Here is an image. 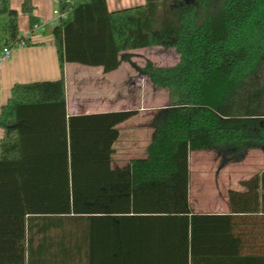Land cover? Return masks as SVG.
<instances>
[{"label":"trees","instance_id":"1","mask_svg":"<svg viewBox=\"0 0 264 264\" xmlns=\"http://www.w3.org/2000/svg\"><path fill=\"white\" fill-rule=\"evenodd\" d=\"M52 33L61 77L15 84L0 111V264H260L242 251L240 221L264 212V171L228 191L227 215L195 213L189 193L191 152L214 151L222 165L264 152V0H145L112 12L107 0H81ZM21 39L19 11L0 0V54ZM152 46L179 55L139 68L169 102L152 115L145 155L114 168L118 125L139 111L69 115L65 65L109 73ZM224 225L232 248L213 257L206 242ZM66 247L76 249L64 260Z\"/></svg>","mask_w":264,"mask_h":264},{"label":"crops","instance_id":"2","mask_svg":"<svg viewBox=\"0 0 264 264\" xmlns=\"http://www.w3.org/2000/svg\"><path fill=\"white\" fill-rule=\"evenodd\" d=\"M24 1L11 0V7L19 11V29L27 44L23 48L14 50L5 62L0 63V111L2 106L11 97V90L15 84L56 80L61 77L57 47L52 33V29L59 21L54 20V13L51 15L50 11L48 12L50 4L53 7L55 1L30 0L28 6L30 12H23ZM143 4H145V0H107L108 9L111 12ZM30 14L37 19V23L33 28L30 24ZM51 23L54 26L50 31H47ZM40 24H44V27H41ZM36 25H40V27L35 29ZM136 51L134 50L131 53H135ZM71 64L73 63L65 65L64 74L67 111L69 115H87L128 110L120 107L119 80L115 81L112 75L115 71L119 70L123 62L117 70L109 73H104L101 67H95L97 71L92 73L91 78L94 81L91 84L85 83L87 73L80 68H72ZM151 118L152 115L139 112L138 115L118 125L120 138L115 144L116 153L113 156L114 168H126L132 159L145 155L153 136V129L150 126ZM4 134L5 130L0 128V140ZM256 150L261 152V155L259 154L258 157L264 158V152L259 149ZM119 152H122L123 156L120 155L119 157ZM210 152L214 151H194L191 153L197 154V159L200 160V158H203V154ZM127 157L130 158L126 160ZM216 157L218 158L217 155ZM253 168L255 169L254 172L242 178L241 181L248 180L256 174H261L264 171V162L257 161L254 165H251L250 169ZM196 169L198 190H196L193 197L189 193V201L193 211L197 214H230L231 207L227 191L222 188V185L217 186L214 191H205L203 185L204 180L207 179L203 175L202 170H204V167L201 161H198ZM239 191H245V188L241 186ZM241 217L242 251L243 253H254L260 258V264H264V212L258 211L256 214H248ZM209 239L206 245H209L208 248L212 251L213 257H218L216 255L221 252L225 255V251L228 252L232 248L230 229L226 228L225 225L222 228L221 236H213L209 237ZM57 248L65 250V246ZM66 248L68 249V253L64 252L61 257L64 260L66 257L68 259L70 256L72 257V253L69 252L70 249H76V247ZM44 257L52 259V254L50 253V255H45Z\"/></svg>","mask_w":264,"mask_h":264},{"label":"rangeland","instance_id":"3","mask_svg":"<svg viewBox=\"0 0 264 264\" xmlns=\"http://www.w3.org/2000/svg\"><path fill=\"white\" fill-rule=\"evenodd\" d=\"M30 1V0H29ZM57 8V4H50L48 12L51 15L53 10ZM54 24L51 23L47 29L50 31ZM41 32V31H40ZM39 33V32H38ZM148 61H152L160 66H173L178 63L179 55L174 47L165 48L162 46H152L147 48L137 49L131 61H124L119 70L115 71L112 75L114 80H119L120 107L122 109H137L139 112L146 115H153L159 109L167 106L169 102V94L167 89L155 87L146 76H143L139 68L145 67ZM72 68H80L87 76L85 83L91 84L92 73L97 71L95 67L86 66L82 64L73 63ZM122 146V145H121ZM122 148V147H120ZM119 152L118 156H123ZM261 152L253 150L248 152L246 157L242 161L231 162L226 165H222L219 158L216 157V153L210 152L203 154V158L197 159V154L190 155V170H191V184H190V195L194 196L197 186L196 167L198 161H201L204 167L202 170L204 177L203 188L205 191H214L217 186H221L227 191L239 190L241 187V179L254 172V168L250 169L251 165L257 161L264 162V158L258 157ZM130 157H127L128 160Z\"/></svg>","mask_w":264,"mask_h":264},{"label":"built area","instance_id":"4","mask_svg":"<svg viewBox=\"0 0 264 264\" xmlns=\"http://www.w3.org/2000/svg\"><path fill=\"white\" fill-rule=\"evenodd\" d=\"M55 3L57 4V8L54 10V20L56 21H60L61 19H64L69 11L72 10L73 6L81 0H66L65 4H67V8L63 9V3L61 0H54ZM41 25V24H40ZM39 26H35V29L39 28ZM41 27H44V24L41 25ZM27 44V42L25 41V39H21L19 40L14 46L12 47H5L1 54H0V63L5 62L13 53L14 50L19 49V48H23L25 45Z\"/></svg>","mask_w":264,"mask_h":264}]
</instances>
